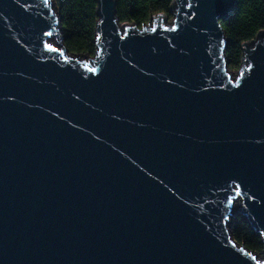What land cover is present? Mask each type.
I'll use <instances>...</instances> for the list:
<instances>
[{"label": "water", "instance_id": "1", "mask_svg": "<svg viewBox=\"0 0 264 264\" xmlns=\"http://www.w3.org/2000/svg\"><path fill=\"white\" fill-rule=\"evenodd\" d=\"M95 1L89 61L51 0H0V264H264L228 225L238 199L264 243V32L232 78L236 0Z\"/></svg>", "mask_w": 264, "mask_h": 264}, {"label": "trees", "instance_id": "2", "mask_svg": "<svg viewBox=\"0 0 264 264\" xmlns=\"http://www.w3.org/2000/svg\"><path fill=\"white\" fill-rule=\"evenodd\" d=\"M54 4L60 15L62 43L68 52L93 56L96 51V1L54 0ZM174 7V0H116L115 12L118 22L141 27L157 13L172 16ZM219 22L225 34L227 67L241 68L244 58L242 43L253 41L264 32V0H236L232 15L227 19L220 18ZM228 225L235 243L249 251L263 253L262 236L244 214L234 213Z\"/></svg>", "mask_w": 264, "mask_h": 264}, {"label": "rangeland", "instance_id": "3", "mask_svg": "<svg viewBox=\"0 0 264 264\" xmlns=\"http://www.w3.org/2000/svg\"><path fill=\"white\" fill-rule=\"evenodd\" d=\"M51 3H52V5H53V8H54V10L56 11V7H55V4H54V0H51ZM57 12V11H56ZM58 13V12H57ZM162 15H164L165 16V18H164V22L165 23H167V24H169V23H172L173 22V17H174V12L172 13V16H166L165 14H162ZM153 16H156V15H153ZM153 21H154V24L157 22V20L156 19H154V18H151V20L148 22V23H150V24H153ZM148 23H146V25L148 24ZM129 24H132V23H129ZM121 27H123V29H121L122 31H124V26H121ZM58 30H59V32H60V34H61V30H60V25H58ZM264 37V36H263ZM60 39V37L58 36V35H55V36H52L51 37V39H50V42L51 43H54L58 48L60 47V46H62V38H61V43L62 44H60L59 42H58V40ZM68 54L70 55V56H76L75 54H72V53H70V52H68ZM87 54H85V55H81V54H79L78 55V58L79 59H83L85 56H86ZM89 58H91V59H89V61H91L92 60V58H93V56H90V55H87ZM245 62V61H244ZM240 68V67H239ZM239 68H228V72L230 73V75L232 76V78H235L238 74H239V72H240V69ZM237 212H240V201L237 199L236 201H235V203H234V210H233V214L234 213H237ZM256 254V256H255V258H256V260H259V261H262L263 260V257H264V254L263 253H258V252H255Z\"/></svg>", "mask_w": 264, "mask_h": 264}, {"label": "bare ground", "instance_id": "4", "mask_svg": "<svg viewBox=\"0 0 264 264\" xmlns=\"http://www.w3.org/2000/svg\"><path fill=\"white\" fill-rule=\"evenodd\" d=\"M255 40H256V39H255ZM255 40H253V41H250L249 43H250V44H254Z\"/></svg>", "mask_w": 264, "mask_h": 264}, {"label": "clouds", "instance_id": "5", "mask_svg": "<svg viewBox=\"0 0 264 264\" xmlns=\"http://www.w3.org/2000/svg\"><path fill=\"white\" fill-rule=\"evenodd\" d=\"M240 213H241V212H240ZM232 214H233V213H232ZM232 216H233V215H232ZM232 216H231V217H232ZM231 217L229 218V221H230Z\"/></svg>", "mask_w": 264, "mask_h": 264}]
</instances>
